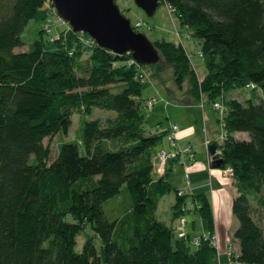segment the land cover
Instances as JSON below:
<instances>
[{"label":"trees","instance_id":"16d2710c","mask_svg":"<svg viewBox=\"0 0 264 264\" xmlns=\"http://www.w3.org/2000/svg\"><path fill=\"white\" fill-rule=\"evenodd\" d=\"M160 1L199 39L201 78L183 45L164 38L153 41L160 59L149 65L72 28L52 40L40 33L28 50L14 51L28 22L47 20L46 3L53 4L0 0V264H218L208 239L193 246L157 216L174 187L154 174L153 151L170 125L146 133L143 66L156 76L170 66L177 87L187 81L190 106L213 107L220 98L226 105L221 142L211 143L220 167H231L237 192L230 261L264 264V0ZM84 51L87 65L78 72ZM239 88L249 90L243 101L228 96ZM95 108L114 115L91 117ZM75 111L77 136L60 141L51 159L44 139L66 133ZM174 190L173 219L186 203L185 193ZM194 199L212 233L210 199L204 192ZM87 227L92 233L77 251L76 236Z\"/></svg>","mask_w":264,"mask_h":264},{"label":"rangeland","instance_id":"374dc122","mask_svg":"<svg viewBox=\"0 0 264 264\" xmlns=\"http://www.w3.org/2000/svg\"><path fill=\"white\" fill-rule=\"evenodd\" d=\"M116 2L122 13L129 17L133 23H136L137 21L141 22V25L138 26L137 29L138 31L143 32L150 41L153 42L156 39L164 38L182 44L185 51L189 55L190 61L192 62L198 77L201 78L206 73L204 58L200 54L199 39L196 36L191 35V29L181 24L180 20L173 11H169L167 3H165L164 1H160V3L156 7L155 12L149 16L141 7L136 5L134 0H116ZM46 6L50 10L48 19L44 21L30 20L22 33L24 43L22 45L16 46L14 48V51L28 50L32 42L35 39L39 38L40 33H42L43 37L49 38L50 40L58 38L61 34H67V31L70 28L69 24L56 14V11L53 6L51 7V5H49L48 3H46ZM78 40L80 46L86 45L87 39L83 35H78ZM87 56V51H84L81 56H78L79 58L76 60V68L78 72L82 71L80 65H87ZM141 69L142 73L144 74L143 77L149 80L142 90V98L148 99L152 96H156L158 99L152 106L148 108L144 106V112L146 114V121L144 122V126L146 128V133H149L150 131H155L157 124H159L160 128L162 129L173 123V121H176L179 124L178 134L181 136L178 139L181 140L180 144H184L182 145L181 149L190 145V147L193 149L192 151H195L194 154L192 153V155H195V159L193 158L194 160L192 161L193 164L195 162L205 161L206 156L208 155V150L203 144L204 142L202 138V132H200L199 134L196 132L195 134V131L191 132L190 130V127L194 125V122L192 120L195 119V116L198 115V113H201V109L198 106L195 107L196 105L188 106V104L185 103L188 101L187 81H185L182 89L177 87L174 82V76L172 68L170 66L164 67L157 76L153 75L154 73L151 69H149V71L144 66ZM228 96L236 97L243 101L246 99V97L249 96V90L247 88L235 89L232 90ZM204 98V100H207L205 96ZM218 101L222 102L221 98L218 99ZM206 110L210 113L212 117H215L217 114L218 119L216 121L213 119L214 122L218 123L217 129L215 126L212 135L216 137L215 139L218 142H221L222 124L221 126H219V123H221L219 118L221 112L219 111V109H215L211 105H209L208 101H206ZM113 115L114 112L112 111L95 108L91 117H100L105 119L106 117ZM80 121L81 113L79 111H75L72 115L71 123L66 133L56 134L51 139H49L48 137L44 139V143L49 144L50 146L51 159L56 155L58 144L60 141L74 139L77 136ZM200 126L203 127V121L200 123ZM165 138H163L162 142L155 145L154 150L158 149L161 144L165 145ZM158 158L161 159L159 153ZM188 166L189 165L184 166L183 163L179 162L176 165L175 170L171 172L169 178L173 187L178 186L180 188L185 189L186 191V193L183 195L186 199L185 212H183L186 219V224L184 228L190 234V237L187 236V239L189 238L190 243L195 246L192 243L193 235L200 236L204 232L207 233L208 226L206 220L200 215L199 211L192 209L193 205H191L190 201L194 202L195 199L194 196L190 195L191 193L188 192V189L186 188L188 182H190L191 184L195 183V185L198 186L202 185L205 182L207 189H210L211 184L212 187H215L216 185H220L223 183L222 187L229 195L232 193V186L230 183H228L231 177L225 176L223 173L224 169L227 168V165L224 167H214L216 171L219 172L220 170L221 173H223V177H215L214 175H211V182L209 181L208 174H206L204 178V176H201V174H195L196 172L192 173ZM154 174H159L158 168H155ZM174 195V188H172L171 191L166 192L163 195L165 199L161 200V202L159 203V207L157 208L158 217H166L165 213L172 214L170 201L173 199ZM229 214L231 215L232 213L230 212ZM261 214V222L264 226V210L261 211ZM179 217L180 216L173 219L172 222L175 234H177L178 232ZM67 218L70 219L71 216L68 215ZM233 218H235V216ZM225 224L227 226L228 224L230 225L231 222L225 221ZM91 233V229L87 227L77 234L75 245V249L77 251L82 250L86 234ZM208 234L209 240L212 239L213 234H217L216 236L219 240H217L219 242L218 264H229L230 256L228 255L226 245L230 244L232 249H236L237 243H235V241H228V244H226V238L224 239V241H222V238L219 237L220 233L214 230L212 231V233L208 232ZM93 241L95 245L99 247V237L94 236ZM221 241L223 242L222 245ZM231 264H234V262H231Z\"/></svg>","mask_w":264,"mask_h":264},{"label":"water","instance_id":"95a60500","mask_svg":"<svg viewBox=\"0 0 264 264\" xmlns=\"http://www.w3.org/2000/svg\"><path fill=\"white\" fill-rule=\"evenodd\" d=\"M53 4L56 14L75 32H84L101 47L115 53L131 52L137 62L153 64L160 59L156 46L120 10L116 0H46ZM147 15H152L160 0H134ZM213 156L212 165L220 166L216 145L208 146Z\"/></svg>","mask_w":264,"mask_h":264},{"label":"crops","instance_id":"0c3cea01","mask_svg":"<svg viewBox=\"0 0 264 264\" xmlns=\"http://www.w3.org/2000/svg\"><path fill=\"white\" fill-rule=\"evenodd\" d=\"M195 107H197V105ZM200 109H201V113L200 114L198 113V115L195 116V119L192 120L194 122V125L190 127V130H191V132L195 131L194 132L195 134H196V132L198 134L200 132H202L203 140H204V137L206 136L210 141H212V140L214 141V140H216L215 139L216 137L214 135H212V133L215 129V126L217 129L218 123L214 122V120L216 121L218 119L217 114L215 117H212L210 115V113L206 110V106H205V108H203V109L200 108ZM220 117H221V115L219 116V118ZM202 121H203V127L200 126V123ZM173 123H176L178 125V129L175 131V145L176 146L172 147L171 144L168 142V140L164 137L166 146L161 144V146L158 149H155L154 153H153L154 161H155V168H158L159 174L166 175L167 178L169 179V181H170L169 176H170L171 172L173 170H175L176 165L181 161L179 149H181L182 145H184V144H180L181 140L178 139L179 137H181L178 134L179 133V124L176 121H173ZM219 124H220L219 126H221V123H219ZM186 143H188V142H186ZM162 151L169 152L170 156L167 157L166 159H163L161 157ZM192 152L194 154L195 151H192ZM158 153L160 154L161 159L158 158ZM207 156H206L205 161L195 162L193 164L192 161L195 159V155H193L194 159L189 163V166H188L190 168L191 172L192 173L196 172L195 174H201V176H204V178H205V175L208 174L209 181L212 180L211 175L212 176L214 175L215 177H223V173H221L220 170L218 172L214 169V166H212V165L209 166ZM222 180H223V178H222ZM233 182H234L233 178H231L228 182L232 186V193L230 195L222 187L223 183L220 185L218 184L215 187L214 186L212 187V184L210 183L211 184L210 189H207L205 182L199 186L195 185V183L191 184L190 182H188V185L186 186V188L188 189V192L191 193L190 194L191 196H194V194H197L200 192H204L208 196V198L210 199V201L212 203V211H213V217H214V231L220 233L219 237L222 238V241H224V239L226 238V240H227V241H225V242H227L226 244H228V241L233 242L232 233H233L235 227L237 226V220H236V218H233L234 215L232 213V199L237 193ZM171 186H172V183H171ZM219 186H221V187H219ZM174 188H177L180 191H182L183 193H186L185 189H183V188H180L178 186L177 187L175 186ZM163 199H165L164 196L161 198V200H163ZM175 199L176 198L174 195L173 199L170 201L171 207L174 204ZM161 200H160V202H161ZM190 203H191V205H193L192 209H194L197 202L194 200V202L190 201ZM158 207H159V204H158ZM185 207H186V203H185ZM230 212L232 213L231 215L229 214ZM165 216L166 217H164V218H160V217L159 218L164 220L167 224L172 225V222H173L172 214L171 213L170 214L165 213ZM225 221H227V222L230 221L231 224L230 225L228 224L226 226L227 223L225 224ZM222 241H221V245L223 243ZM228 245H226V246H228Z\"/></svg>","mask_w":264,"mask_h":264},{"label":"built area","instance_id":"2783aa9c","mask_svg":"<svg viewBox=\"0 0 264 264\" xmlns=\"http://www.w3.org/2000/svg\"><path fill=\"white\" fill-rule=\"evenodd\" d=\"M167 7H168L169 11L172 10V8L169 5H167ZM135 25L138 27V26L141 25V22L137 21L135 23ZM143 76H144V74L141 71L140 74H139V77L140 78H144ZM157 100L158 99H157L156 96H152V97L148 98L147 99V106L148 107L152 106ZM200 105L202 106V104H200ZM213 107L215 109H219V111L221 112L220 121H221V124H222V118H223V116H224V114L226 113V110H227L226 105L223 102H220V101L217 100V101L213 102ZM177 129H178V125L175 124V123H171L170 124V128H169V130H168V132L166 134V139L168 140V142L171 144L172 147L176 146L175 145V131ZM222 136H223V134L221 135V139H222ZM203 142H204L205 147L208 149V146L211 143V141L205 136ZM179 152H180V156H181V161L180 162L183 163L184 166L189 165V163L193 160V155H192L193 152H192V149H191L190 145L185 147V148H183V149H179ZM219 153L220 152H219L218 148H216V154L219 155ZM169 154H170L169 152L162 151L161 152V157L163 159H166L169 156ZM207 160H208L209 166H211V162L213 161V156L209 153V151H208ZM223 173H224L225 176H230L232 178L233 171H232L231 167L227 166V168L224 169ZM186 177H187V174H186ZM181 193H182V191L178 192V194H181ZM179 216L180 217L178 218V232H177L176 235L178 237H181V238H186L188 236V232L184 228L185 224H186V219H185V216H184L183 213H181ZM216 235L217 234H213L212 239H210V240H209L208 232L207 233L204 232L200 236L193 235V237H192L193 238V242L192 243L195 246H197V245H199V243H200V241L202 239H205V240L208 239L210 241V243L213 244L216 247L217 253L219 254V248H218L219 247V242H218L219 240L217 239ZM231 249H232V247L229 244L227 246V252H228L229 256L231 254ZM231 262L232 261H229V264H231Z\"/></svg>","mask_w":264,"mask_h":264}]
</instances>
